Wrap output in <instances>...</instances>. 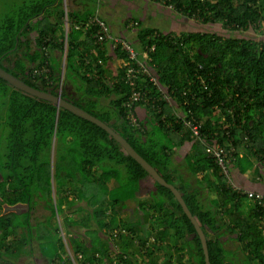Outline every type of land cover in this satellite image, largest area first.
<instances>
[{"label":"trees","instance_id":"trees-1","mask_svg":"<svg viewBox=\"0 0 264 264\" xmlns=\"http://www.w3.org/2000/svg\"><path fill=\"white\" fill-rule=\"evenodd\" d=\"M155 1L173 5L198 26L223 24L229 32L196 27L170 33L142 27L137 32L141 48L155 46L149 65L159 84H140L153 98L137 104L140 128L124 107L131 93L122 79L125 69L113 66L114 58L128 60L127 55L102 50L96 43L97 27L88 25L97 13L95 5L66 11L64 0H52L51 5L58 3L54 10L61 11L55 25L38 19L49 2L15 5L0 23V66L31 86L61 95L123 135L182 192L205 231L211 264H264V196L249 197L246 184L239 182L249 170L264 181V37L257 34L264 26V0ZM45 66L52 83L45 74H34ZM164 91L170 102L162 99ZM138 107L146 110L144 118ZM177 112L186 118L194 113L203 121L206 140H217L226 152L229 177L202 142L176 122ZM185 142L192 144L185 163L196 187L174 161ZM145 179L156 188L138 201L143 220L126 221L121 209L137 198ZM0 196L9 204L29 205L21 216H0L1 248H9L7 236H18L19 229L32 230L33 211L42 208L48 213L36 225L45 230L43 253L52 247L54 262L74 264L65 257L66 237L73 254H82L77 264H206L200 236L172 190L155 181L112 135L1 77ZM75 227L83 228V234H75ZM121 228L129 233L110 234ZM230 240L239 254L226 247ZM111 245L119 247L117 263Z\"/></svg>","mask_w":264,"mask_h":264},{"label":"crops","instance_id":"crops-1","mask_svg":"<svg viewBox=\"0 0 264 264\" xmlns=\"http://www.w3.org/2000/svg\"><path fill=\"white\" fill-rule=\"evenodd\" d=\"M36 1L43 2V3L49 2V4L41 12V16L38 18L40 19L43 25H47V24L55 25L56 23L59 22L61 11L54 10V6L58 5L57 2L51 5L50 2L52 0H23L21 1V4L22 3L32 4V2L34 3ZM137 1L138 0H100L98 2L100 6H98L97 3L95 4V6H97L95 12L97 13L99 12L101 15V18H103V20L108 24L107 21L109 19L114 20L115 16L119 15L118 8L121 9L122 7L126 8L128 6H134L138 8H148L147 6H149V3L147 1L149 0L144 2L147 6L146 5L143 6L142 4L137 5L136 3ZM13 7L15 8V5ZM13 7L9 6L8 10L12 12L14 10ZM69 7H70V10L80 11V10H86L87 8L91 9L94 6H93L92 0H69ZM108 10L110 12L115 10L112 14L114 15L113 17L109 16ZM9 11H6L0 17V21L2 22L7 21L8 18L6 16L9 14ZM126 11L127 10L124 11V14ZM179 15L182 16L181 14L177 13L178 17ZM129 20L138 21L141 24V27H150V26H143V22L138 16H135V15L125 16L123 30L129 33L131 38H128V39L134 42L135 45L136 44L139 45L138 39L136 37V33H137L136 29L134 31V30H130L126 28V24ZM29 22L30 21H28V23ZM178 22L180 23V21ZM181 24L182 26L186 25L182 22ZM123 30L121 29L118 33H115V35L127 38L126 36L120 34V32H122ZM172 32H181V31L175 29V30H172ZM108 52L114 54V52H111L109 50ZM113 61H114V64H113L114 68L115 69L119 68V61L116 58H114ZM145 111L146 110L143 107H138V113H140L139 115H141L142 118L146 116ZM191 145L192 144L190 142H185L179 150H176L174 154V161H175V165L185 176L186 180L191 182V184L194 185L193 187H196L195 178L192 175H190V173L188 172L186 163H185L186 156H187V153L190 151L189 149H191ZM249 171L252 172V170H249ZM249 171H247L245 174L242 175V178L246 179L247 181L246 188L251 189V190H256V189L264 190V186L260 187V184L264 183V181L263 180L257 181L255 178L251 179ZM155 188H156L155 183L152 182L151 180H146V179L142 180L140 182V188L137 194V198L126 201V205L124 206V208L121 209L120 213L122 214V217L126 221H129V222L136 221L137 217L135 215V211L137 210L139 213H141L140 220L141 219L143 220V212L138 207V201L139 200L145 201L151 195L152 191L155 190ZM0 205L2 208L1 210L2 212L0 213V216L5 215V214H11V213H16L21 216V214L25 213L29 209L28 203L18 202L16 204H9L3 201L1 196H0ZM47 213L48 212L43 210L42 208L34 209L33 217H32V225L34 228L32 230H29L28 228H21L17 231L18 236H13V237L7 236L6 243L8 242V244L10 245L9 248H6V246L1 248L2 241H3L2 236L4 234V231L0 230V264H60L58 263V261L54 262L50 258L49 254H51L52 252V247L50 250L47 251L49 254L43 253L45 251H43L42 248L43 246L45 248V245H46V240L43 234L45 230L39 229L36 223L44 220Z\"/></svg>","mask_w":264,"mask_h":264},{"label":"built area","instance_id":"built-area-1","mask_svg":"<svg viewBox=\"0 0 264 264\" xmlns=\"http://www.w3.org/2000/svg\"><path fill=\"white\" fill-rule=\"evenodd\" d=\"M67 0H64L65 10L67 11L68 7L66 3ZM169 8L174 10L173 5H169ZM175 11V10H174ZM66 36L64 38V44H65V52L63 57V67L65 66V57L67 52V42H68V31H69V23L66 19ZM88 25H94L97 27V32L95 34L96 37V43L101 46L102 50L105 51H111L115 53V50H121L124 51L125 54L128 57V60H125L124 58L117 57L116 59L119 61V67H123L125 69V73L122 76V79L125 83L131 86V93L129 99L124 102V107L127 109V115L130 119V122L135 126L140 128V123L138 121V117L136 115L135 109H137V104L140 102L149 103V101L153 98L149 96L147 92L146 85H140L141 83L145 82L146 80L151 81L152 84H158V78L155 75L152 67L149 65V61H152V57L150 55V51H153L155 49V46L152 47H144L139 46L138 44L135 45L134 42H132L130 39L118 36L113 34L110 31L109 25L101 19L98 13H95V15L89 20ZM127 29L134 30L138 32L139 30V23L137 21H131L127 26ZM155 34H159L156 32ZM137 35V33H136ZM108 49V50H107ZM96 51V50H93ZM108 54H112L109 53ZM115 55V54H113ZM116 57V56H115ZM50 69L48 67H43L40 70H36L34 74H45V78L48 80L49 83H52V81L49 78V72ZM63 74L62 73V79L59 86V92H62L63 89ZM144 87V88H141ZM164 91L162 99H165L170 102L169 96L165 94ZM161 99V98H160ZM158 110H160V107H157ZM176 116V122L183 123L185 127L189 130L191 133V137L195 139H199L202 142V145L206 148V151L210 157H213L215 162L219 165L221 168V173L226 175L227 177L230 176V171L227 167V161L225 159L226 152L223 148V146L217 142V140H213L211 142H208L206 140V137L201 132V127L203 125V121L198 120L194 113H191L188 118H186L185 114L181 113H175ZM163 120H165V116L162 117ZM236 189H241L240 187H236ZM246 193H248V196L251 198H254L255 195H257L261 200L263 199V193L255 192L253 190H245ZM119 233L126 234L128 231L126 229L121 230H115L111 232L110 234L113 235V237H116ZM63 234V232H62ZM155 238L151 237V241H154ZM66 245H68V242H66ZM68 247V246H67ZM117 249L119 247L117 245H111L110 251H113L110 254L115 258L116 260V254L118 253ZM70 253V252H69ZM70 259L74 264H77V259L82 258V254L74 255L72 252L70 253Z\"/></svg>","mask_w":264,"mask_h":264},{"label":"rangeland","instance_id":"rangeland-1","mask_svg":"<svg viewBox=\"0 0 264 264\" xmlns=\"http://www.w3.org/2000/svg\"><path fill=\"white\" fill-rule=\"evenodd\" d=\"M21 1L23 0H0V17L6 12L9 11L8 8L9 6H14L17 4H21ZM99 0H96V3ZM147 0H138L136 3L138 4H142L143 6H145L146 4L144 3ZM150 1V0H149ZM147 1L149 3V6H147L148 8H138V7H134V6H128V7H122L121 9L118 8L119 10V15L115 16V19H109L107 22L109 24L110 27V31L112 33H118L121 29L123 30L124 28V19L125 16L127 15H135L138 16L142 22H143V26H150V27H154V28H158L159 30H161V32L164 33H170L172 32V30H180L182 32L184 31H189L192 29V27H196L199 28L201 30H208V28L214 30V31H218L220 33H225V32H229L227 31V28L223 26V24H208V26H206L205 28L204 25L198 26L195 22L184 18L183 16L179 17L177 16V13L172 10L171 8L164 6V4L158 3L155 0H151L150 2ZM93 2V6L96 4ZM66 3H68V9H70L69 7V0L66 1ZM18 6V5H17ZM15 6V8L17 7ZM13 7V9H15ZM127 10L124 14V11ZM109 11V10H108ZM115 11V10H114ZM114 11H109V16L113 17L114 15L113 12ZM100 15V13H98ZM101 16V15H100ZM180 21V23L178 22ZM182 23L186 24L185 26H182ZM0 23H2V21H0ZM195 29V28H194ZM120 34L126 36L127 38H131L129 33L127 31H122L120 32ZM236 35H244L242 33H240L239 31H235ZM258 35H262L264 37V26L261 28V30H259L257 32ZM76 82V81H75ZM78 83V81L76 82ZM138 121L140 123L139 117H138ZM140 127H142V124L140 123ZM249 174L251 176V179L256 178V174L254 173V171L252 170V172L249 171ZM239 182L246 184L247 185V181L246 179H243L242 177L239 178ZM264 183L260 184V187H263ZM256 187V186H254ZM214 195V193H213ZM84 215H86V212L83 213ZM135 215L137 217V219L141 218V213H139L137 210L135 211ZM142 221V219H141ZM144 226V225H143ZM76 229V227H75ZM74 233L76 234H83V228L79 227L77 228ZM64 241H66V239L64 238ZM68 247L66 248L67 254H65V257L70 256V253L73 251L71 250L70 245H67ZM226 247L231 250L234 251L237 254H239V250L237 249V243L234 242V240H230L229 242L226 243ZM70 252V253H69ZM71 258V257H70Z\"/></svg>","mask_w":264,"mask_h":264},{"label":"water","instance_id":"water-1","mask_svg":"<svg viewBox=\"0 0 264 264\" xmlns=\"http://www.w3.org/2000/svg\"><path fill=\"white\" fill-rule=\"evenodd\" d=\"M0 77L5 79L7 82H9L14 87L22 91H25L26 93L39 97L43 100L52 102L58 105L60 108L67 109L78 116L88 119L89 121L104 128L110 135H112L122 145V147L126 150V152L146 169V171L155 181H157L161 185L166 186L167 188L172 190L175 197L177 198L179 203L182 205L184 212L188 215V217L191 219L192 223L194 224L197 234L200 236L203 249H204L206 264H211L208 242H207L205 231L203 230L197 218L193 215V213L189 209L183 197L182 192L174 184L169 183L164 177H162L160 173L157 171V169L153 165H151L142 155H140L137 152V150L131 145V143L123 135L115 131L110 125H108L107 123L99 119L98 117L92 115L91 113L87 112L83 108L75 105L74 103L65 99L61 95H55L46 90L31 86L25 81H23L22 79L18 78L17 76L9 72L8 70H6L5 68H3L2 66H0Z\"/></svg>","mask_w":264,"mask_h":264},{"label":"clouds","instance_id":"clouds-1","mask_svg":"<svg viewBox=\"0 0 264 264\" xmlns=\"http://www.w3.org/2000/svg\"><path fill=\"white\" fill-rule=\"evenodd\" d=\"M67 7H68V5H67ZM168 7V6H167ZM100 16V15H99ZM101 17V16H100ZM101 19H103V18H101ZM131 21H133V20H129L128 22H127V24H126V26L131 22ZM138 22V21H137ZM139 23V22H138ZM127 28V27H126ZM142 27H141V24L139 23V30L141 29ZM138 30V31H139ZM248 190H251V189H248ZM253 191H255V192H259V193H263V191H260L259 189L258 190H253ZM60 220V219H59ZM122 230L123 229H126L127 230V228H121ZM118 230V229H117ZM128 231V230H127ZM63 232V231H62ZM128 233H129V231H128ZM63 237H64V233H63ZM65 239H66V241L68 242V240H67V238L66 237H64Z\"/></svg>","mask_w":264,"mask_h":264}]
</instances>
